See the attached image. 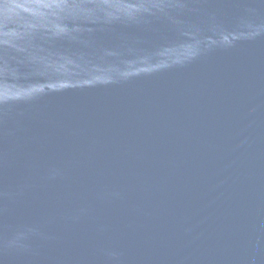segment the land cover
<instances>
[{
    "label": "water",
    "instance_id": "obj_1",
    "mask_svg": "<svg viewBox=\"0 0 264 264\" xmlns=\"http://www.w3.org/2000/svg\"><path fill=\"white\" fill-rule=\"evenodd\" d=\"M0 264H264V0H0Z\"/></svg>",
    "mask_w": 264,
    "mask_h": 264
}]
</instances>
